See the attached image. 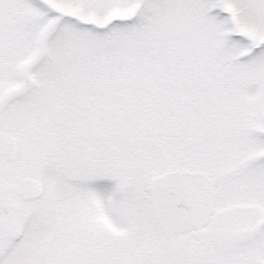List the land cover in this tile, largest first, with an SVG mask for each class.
I'll return each instance as SVG.
<instances>
[{
  "label": "snow or ice",
  "instance_id": "6c2138e0",
  "mask_svg": "<svg viewBox=\"0 0 264 264\" xmlns=\"http://www.w3.org/2000/svg\"><path fill=\"white\" fill-rule=\"evenodd\" d=\"M0 264H264V0H0Z\"/></svg>",
  "mask_w": 264,
  "mask_h": 264
}]
</instances>
